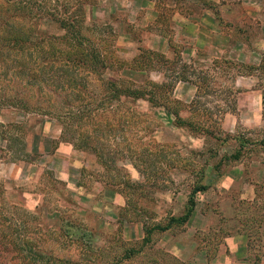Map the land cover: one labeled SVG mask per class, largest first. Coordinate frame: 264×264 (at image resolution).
<instances>
[{
    "label": "rangeland",
    "instance_id": "rangeland-1",
    "mask_svg": "<svg viewBox=\"0 0 264 264\" xmlns=\"http://www.w3.org/2000/svg\"><path fill=\"white\" fill-rule=\"evenodd\" d=\"M95 1L0 0V14L28 9L29 18L19 21L48 37L42 49L6 45L9 59L0 56V264H212L221 244L239 236L247 249L238 247L233 264H264V105L262 119L253 122L249 114L260 109L234 87L252 81L233 79L239 71L249 76L246 64L212 62L205 50L188 62L172 45L165 62L146 58L145 72H135L136 57L157 52L145 46L156 38L132 29L140 42L115 48L118 32L98 25L113 27L125 21V12L97 15ZM236 4L237 18L223 25L250 50L252 19ZM75 17L88 54L99 45L115 60L103 78L93 69H75L84 85L78 98L63 67L53 63L42 71L38 63L51 45L53 58L74 54L73 29L56 20ZM255 75L264 88V73ZM119 77L155 93L158 105L105 98L103 79ZM240 97L245 103L235 106ZM166 107L186 125L177 126ZM63 131L75 134L79 147L70 143V153L62 148L66 157L60 158ZM104 154H110L107 165ZM195 185L208 188L196 193L189 220L166 231L154 228L184 214Z\"/></svg>",
    "mask_w": 264,
    "mask_h": 264
},
{
    "label": "crops",
    "instance_id": "crops-1",
    "mask_svg": "<svg viewBox=\"0 0 264 264\" xmlns=\"http://www.w3.org/2000/svg\"><path fill=\"white\" fill-rule=\"evenodd\" d=\"M237 2L242 5L244 15L252 19L251 27L254 35H252L253 47L250 50L244 46L247 41L238 39L223 25L225 18H237L236 0H96L95 14L102 13L101 16H110L118 11L125 12V21L117 20L113 25L114 31L118 32L115 48L123 44L140 42V39L133 35L134 31L130 30H141L156 38L155 41L145 42L146 48L155 50L161 55L168 54L171 52L172 45H177L181 55H188V62L197 57L200 52L204 53L205 50L209 52L208 55L204 53L205 57L212 62L223 60L227 63L229 60L226 59L230 58L233 67L239 63L258 67L264 56V0H237ZM134 69L135 72H145ZM248 78L252 81L250 86L243 89V87H237L239 84L235 83L234 87L240 92L244 91L245 98L251 99L252 108L260 109L249 114L253 122L260 121L261 108L264 105V88L257 84L255 73L249 76L236 74L233 79L240 81ZM235 103V106L238 104L242 106L245 101L240 97ZM166 109L169 110V107ZM60 146L61 155L59 154L58 157L65 158L62 148L69 151L67 152L69 154L72 146L68 142H61ZM21 171L18 168L14 174L19 176ZM225 241L219 247L217 258L212 264H233L235 255L239 251L238 247L243 246L247 249V240L241 236ZM173 243L174 241H171V245ZM171 245L168 250L174 251ZM227 250L230 251L231 256L226 257ZM172 254L178 256L175 251ZM191 262L194 264V261Z\"/></svg>",
    "mask_w": 264,
    "mask_h": 264
},
{
    "label": "trees",
    "instance_id": "trees-1",
    "mask_svg": "<svg viewBox=\"0 0 264 264\" xmlns=\"http://www.w3.org/2000/svg\"><path fill=\"white\" fill-rule=\"evenodd\" d=\"M22 2V0H21ZM77 3H80V1H77ZM17 4V3H16ZM14 5V4H13ZM79 5V4H78ZM62 10L63 13H67L68 9L65 6ZM78 7V6H77ZM24 8H28V6H24ZM23 7L21 8H16L14 10V12H11L10 10L7 11V13L5 15L0 14V41H3L2 46H0V56L2 58H6L7 60L9 59V53L8 51L5 50L4 47L9 46L12 49H29V48H33V47H39L40 49L44 48L42 45H44V41H46V39H48L47 36H45L44 34L42 35V37H38L39 32H37L36 28L32 26L31 23H22L21 21H19V19L23 20V19H27L29 18V13L30 10H26L23 9ZM9 12V13H8ZM51 18L54 20L55 16L52 14ZM55 21V20H54ZM56 22L59 24L60 28H68L70 27L71 30L73 29L74 32V38L72 41H70V49L74 51V54H70L69 56H63V55H58L57 57L53 56L55 54H52V52L54 50H52L53 48L55 49V45H51V47L47 44V47H50L48 54L46 56L43 57H39L38 58V63L39 67L42 68L43 70H46L47 65L51 68L53 63H57V65L59 67H63L65 70V74H66V82L68 83V88H70L71 90V95L74 96L75 98L80 97L81 93L84 90V85L81 84V80H82V74L81 73H77L75 71L76 68L79 69H88L92 71H95L96 74L100 75L101 78H103V75L105 74L106 71L109 70L110 65L108 64H113L114 60V56L111 55V52H105L104 48H100L99 45L94 47L95 52L88 54L89 49H87V47H84L85 42L83 40L85 39V35H82L80 33V26H82V22L81 25H78V21L77 18H73L70 19L69 21H63V20H56ZM80 24V23H79ZM99 27H105L107 26L111 32H114V28L112 27L111 24L107 23V22H103L102 24L98 25ZM109 31V32H110ZM37 32V33H35ZM110 32V33H111ZM37 34V37H36ZM68 34V33H67ZM48 35V34H46ZM49 36V35H48ZM51 36V35H50ZM50 39H56V37H50ZM105 45H107V40H103L102 41ZM111 42V41H110ZM113 43V42H112ZM102 47V46H101ZM21 50V51H22ZM107 50V49H106ZM111 50V49H110ZM114 53V51H113ZM148 55V56H147ZM5 56V57H4ZM147 59L150 60H154V58L158 59L159 61H164L163 60V55H161L160 53L154 52V51H150L148 54H146V52H142V54L135 59V63H136V68L138 70H144V66L148 65ZM115 61V60H114ZM45 62V63H44ZM146 62V63H145ZM165 62V61H164ZM50 64V65H49ZM35 66V64L33 65V62L31 64V67H27L28 71L33 70V67ZM32 70H31V69ZM247 68V75H253L257 70H260L264 73V59L262 60L261 64L258 67L255 66H249L246 65ZM25 67L23 68L24 71ZM26 71V70H25ZM24 71V72H25ZM27 71V72H28ZM241 74H243V72L239 71ZM259 78H263L261 75H258ZM74 85V86H73ZM73 86V87H72ZM76 86V87H75ZM103 86V91L106 92L107 95H105V98L108 99H113L116 98L117 100H125V101H138V100H146L148 101L151 106H156L158 105V102L155 100V96L152 91H147L144 89H138L135 88L134 86H131V83L123 78H113V79H103L102 81V85ZM107 87V89H105L104 87ZM157 90H161V86L158 84H154L153 85ZM64 87L63 85L59 86V88ZM67 87V86H66ZM113 90V91H112ZM122 97V98H121ZM263 99H264V92H263ZM264 103V102H263ZM73 106V104L70 102L69 107ZM102 111V109H98L99 112ZM172 113L175 115L176 120H177V126H184L186 125L185 123H179L180 120L179 115H178V111L171 109ZM94 112L93 110L89 113V115L87 117H89L90 119L93 117ZM179 120V121H178ZM104 127V125H101ZM190 126L194 128V123H190ZM203 127V131L206 133L207 127L202 126ZM195 128H201L198 127L196 125ZM66 130V129H64ZM66 133H68L67 131H63L62 133V139L65 142L74 144L76 147H79V145L77 146L76 142L77 141V137H75L76 135H70L67 136ZM86 146H88V148H90L94 153H95V145H93L91 143V141L87 140ZM98 154V153H97ZM105 156V164H108V156H110V154ZM126 187H128L129 189H133V191H136L135 189L138 187L135 184H131L129 182H126ZM208 187L206 185H195L192 190L191 193L189 195L188 201H187V207L186 210L184 212L183 215L179 216V217H174L171 216L168 220V223L166 226H159V225H155L154 228L160 230V231H166L168 230L171 225L175 224H185L190 216L192 215L195 206H196V200H195V195L197 192L200 191H205ZM146 240V239H145Z\"/></svg>",
    "mask_w": 264,
    "mask_h": 264
}]
</instances>
